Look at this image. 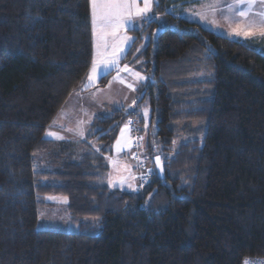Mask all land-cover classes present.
Listing matches in <instances>:
<instances>
[{
    "label": "trees",
    "instance_id": "obj_1",
    "mask_svg": "<svg viewBox=\"0 0 264 264\" xmlns=\"http://www.w3.org/2000/svg\"><path fill=\"white\" fill-rule=\"evenodd\" d=\"M187 1L154 0L159 19L131 32L121 65L149 73L134 110L97 116L73 144L43 135L90 68L89 0H0V264L264 259V36L230 40L170 13ZM145 97L163 177L110 190L105 157ZM192 121H205L202 136L173 150V126ZM46 196L67 199L76 230L37 228Z\"/></svg>",
    "mask_w": 264,
    "mask_h": 264
},
{
    "label": "rangeland",
    "instance_id": "obj_2",
    "mask_svg": "<svg viewBox=\"0 0 264 264\" xmlns=\"http://www.w3.org/2000/svg\"><path fill=\"white\" fill-rule=\"evenodd\" d=\"M101 0H89L90 19H91V35H92V61L96 57L97 72H92V62L86 79L84 81L87 94L79 98L81 100H68L55 115V124H50L44 131L43 137L54 142H72L73 144L84 141L88 136L94 133L91 127L92 121L97 116H110L114 111L124 109L125 111L134 110L139 95L137 89L141 84H144L149 78V73H145L128 64L121 65V61L126 55L129 47L134 41L132 31L140 28V18L133 17L135 22L131 29H121L118 34V41L127 36L130 39L121 47L123 51L117 52V66L112 67L109 71L100 73V56L98 55L97 45L99 44V23L97 21V33L94 36L93 22V7L94 4H99ZM148 16L152 19H159L153 16V3ZM251 3L253 7L250 9L252 15L248 18H242L238 15H233V12L228 8L229 5H237V0H188L183 5L175 7L170 13L176 17L183 18L190 22L196 23L217 35L226 37L230 40L248 41L250 43H262L261 38L264 36V26L260 25V21L264 20V16L259 13H264V0H244V4ZM206 5H213L215 10L207 9ZM140 7H143V2L140 0ZM207 13L204 19H201L200 13ZM149 21V20H148ZM144 24V23H143ZM252 24L249 35H236L235 30L239 27L242 30L247 29L248 25ZM109 42L112 38L108 37ZM147 37L143 38L137 52H140L146 44ZM261 47H258L259 50ZM111 48L109 49L108 59H111ZM119 68V69H118ZM117 69V70H116ZM127 69V70H125ZM116 70V71H115ZM134 73H139L144 77L143 80L138 79ZM93 75V79H88L89 75ZM105 75L108 76L106 83L103 86H98L100 79ZM131 85L132 87H129ZM84 108L83 110H80ZM65 114L69 117H66ZM205 121H192L189 123H180L173 126L175 130V140L172 144V149L176 150L180 144L189 138H200L203 134ZM150 130V107L148 98L145 97L139 105L138 116L125 120L119 128L117 137L113 143L111 154L105 157L107 166L106 186L110 190H118L121 192H135V180L129 181L130 176H134V170L137 163L132 156L137 154L138 162L142 163L146 168H151L149 157L148 134ZM53 132L55 135L48 136L47 132ZM83 131L81 137L79 132ZM136 135L140 140V145L136 150L131 149V136ZM63 137L57 139L56 137ZM119 142V143H118ZM90 147L94 150L98 149V144L90 143ZM83 149L80 146L75 148V161L81 156ZM111 184V186H110ZM44 202L49 204L39 215L37 228L39 229H60L65 231H74L77 225L72 223L66 210L67 199L61 196H46Z\"/></svg>",
    "mask_w": 264,
    "mask_h": 264
},
{
    "label": "snow or ice",
    "instance_id": "obj_3",
    "mask_svg": "<svg viewBox=\"0 0 264 264\" xmlns=\"http://www.w3.org/2000/svg\"><path fill=\"white\" fill-rule=\"evenodd\" d=\"M143 7H140V0H101L99 4H94L93 7V22H94V36L97 33V21L99 23V44L98 55L100 56V73L103 74L109 71L112 67L117 66V52L123 51L121 47L125 42L130 38L125 36L122 40L118 41V34L120 30L131 29L134 27L133 17L140 18V23L143 24L150 20L148 13L151 11L152 2L151 0H142ZM207 9L215 10L213 5H206ZM253 7L251 3L247 5L244 4V0H237V5H229L228 8L233 12V15H238L242 18H248L252 13L250 9ZM201 19H204L207 13H200ZM259 15L264 16V13H259ZM260 25L264 26V20L260 21ZM253 27L252 24H249L247 29L242 30L239 27L235 30L236 35H249L250 29ZM108 37H111L112 40L109 42ZM111 48V59H108L109 49ZM98 61L96 57L92 61V72H97ZM127 70V69H125ZM134 75L143 80L144 77L140 76L139 73H134ZM93 75H89L88 79L91 81ZM129 87H132L129 85ZM48 136L55 135L53 132H47ZM79 135L83 137V131L79 132ZM57 139H62L63 137L57 136ZM119 143V142H118ZM157 165L159 166L160 161L159 157L156 158ZM111 186V184H110ZM244 264H251L249 261H245Z\"/></svg>",
    "mask_w": 264,
    "mask_h": 264
},
{
    "label": "built area",
    "instance_id": "obj_4",
    "mask_svg": "<svg viewBox=\"0 0 264 264\" xmlns=\"http://www.w3.org/2000/svg\"><path fill=\"white\" fill-rule=\"evenodd\" d=\"M140 145V140L136 135L131 136V149L136 150ZM133 160L137 163L136 166V179L137 190L141 191L154 176V169L146 168L142 163L138 162L137 154L132 156ZM251 264H264V259L250 260Z\"/></svg>",
    "mask_w": 264,
    "mask_h": 264
},
{
    "label": "crops",
    "instance_id": "obj_5",
    "mask_svg": "<svg viewBox=\"0 0 264 264\" xmlns=\"http://www.w3.org/2000/svg\"><path fill=\"white\" fill-rule=\"evenodd\" d=\"M118 69H119V68H118ZM116 70H117V69H116ZM116 70H115V71H116ZM85 79H86V78H85ZM84 81H85V80H84ZM86 89H87V88H85V85H84V83H83L82 87H81L79 90H76V91H74L73 93H71V94L68 96V98L65 100V102H67L68 100H75V99L81 100V99H79V98L83 97L84 94H87V92H88V90H89V89H88V90H86ZM71 98H75V99H71ZM65 102H64V103H65ZM83 109H84V108H81L80 110H83ZM57 114H58V113H57ZM56 116H57V115H56ZM65 116H66V117H69L68 114H67V115L65 114ZM58 118H59V117H56V119H58ZM56 119H55V120H56ZM55 120H54V121L52 120L51 123L55 125L54 128H57V126H56V124H55V122H56ZM51 123H50V124H51ZM48 140H50V139H48ZM133 172H134V173H133L134 176L131 175L129 181L132 182V181H133V178H134V180H135V189L137 190L136 169H135Z\"/></svg>",
    "mask_w": 264,
    "mask_h": 264
},
{
    "label": "water",
    "instance_id": "obj_6",
    "mask_svg": "<svg viewBox=\"0 0 264 264\" xmlns=\"http://www.w3.org/2000/svg\"><path fill=\"white\" fill-rule=\"evenodd\" d=\"M157 157H159V156L154 157L152 160L153 168L159 177H163V166H162V163L160 161V157H159L160 164H159V166L157 165V160H156Z\"/></svg>",
    "mask_w": 264,
    "mask_h": 264
},
{
    "label": "bare ground",
    "instance_id": "obj_7",
    "mask_svg": "<svg viewBox=\"0 0 264 264\" xmlns=\"http://www.w3.org/2000/svg\"><path fill=\"white\" fill-rule=\"evenodd\" d=\"M249 259V258H248Z\"/></svg>",
    "mask_w": 264,
    "mask_h": 264
}]
</instances>
